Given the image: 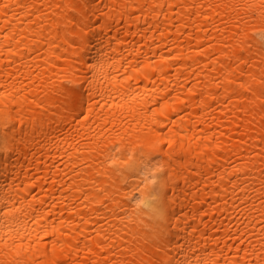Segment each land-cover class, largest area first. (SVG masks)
<instances>
[{"label": "bare ground", "instance_id": "6f19581e", "mask_svg": "<svg viewBox=\"0 0 264 264\" xmlns=\"http://www.w3.org/2000/svg\"><path fill=\"white\" fill-rule=\"evenodd\" d=\"M0 264H264V0H0Z\"/></svg>", "mask_w": 264, "mask_h": 264}]
</instances>
